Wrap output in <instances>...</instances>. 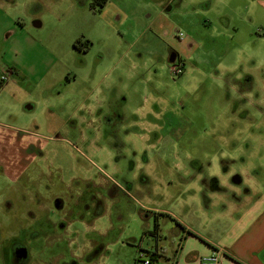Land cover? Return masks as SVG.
Instances as JSON below:
<instances>
[{"label": "rangeland", "instance_id": "rangeland-1", "mask_svg": "<svg viewBox=\"0 0 264 264\" xmlns=\"http://www.w3.org/2000/svg\"><path fill=\"white\" fill-rule=\"evenodd\" d=\"M102 1L0 0L29 67L0 83V264H140L156 248L165 263L176 228L158 216L146 232L148 209L179 214L202 178L264 163L261 6L192 0L165 22L147 0Z\"/></svg>", "mask_w": 264, "mask_h": 264}, {"label": "crops", "instance_id": "crops-1", "mask_svg": "<svg viewBox=\"0 0 264 264\" xmlns=\"http://www.w3.org/2000/svg\"><path fill=\"white\" fill-rule=\"evenodd\" d=\"M9 1L12 2V0ZM188 1L192 2V0H147L146 3L151 5L155 12L154 15L149 14L152 20L162 19L170 22L169 18L174 9L179 5L189 3ZM217 1L227 2L228 0ZM213 2L214 0H201V5L207 10ZM249 2L252 5L261 6L264 10V0H249ZM106 3L107 0L101 4L99 11ZM0 10H2L1 6ZM36 26L39 27L40 23L38 22ZM20 28L24 29L22 24ZM18 38L16 30L9 32L8 30L2 31L0 28V75H7L8 81L13 76L28 73L29 70L28 66H24L21 60L17 59V55L20 54ZM28 43L30 41L26 39L24 44ZM79 44L84 46L81 47ZM91 44V40L83 41L80 38H76L72 43L75 49L84 53L89 52ZM9 52H13L15 57H8ZM166 52L169 56L175 53L182 57L178 49L168 48ZM2 64L4 68H1ZM45 70L47 71L48 68ZM141 110V116L145 117V109ZM142 135L143 133L140 137ZM24 137L22 147L27 149L33 145V141L28 136ZM258 154L256 148L253 155L257 157ZM263 155H259L258 159L262 157L260 159L263 160ZM195 169L198 175H203V168ZM227 170V168L224 169L220 175H207L206 178H202V189L201 187V190L198 189L201 194L205 192L202 195L195 193L181 201L177 200V204L183 206L184 212L179 211V214H174L161 209H148L149 212H153L152 214H156L154 217V222L158 224L156 235L161 231L158 216L168 218L176 228L172 232L174 247L171 255L163 256L165 262L199 264L202 256L219 248L222 251L220 264H264V163L259 165L246 161V165L235 170L236 174L232 177L233 172ZM153 231L154 225L152 230L148 229L146 232L153 233ZM153 251L157 252L160 257L165 254L157 248ZM71 264L78 263L72 261Z\"/></svg>", "mask_w": 264, "mask_h": 264}, {"label": "built area", "instance_id": "built-area-1", "mask_svg": "<svg viewBox=\"0 0 264 264\" xmlns=\"http://www.w3.org/2000/svg\"><path fill=\"white\" fill-rule=\"evenodd\" d=\"M176 72H180V69L177 68ZM8 77L5 74H1L0 75V83H3L5 81H7ZM222 251L217 248V249H213L209 254L204 255L200 258L199 264H220V257L222 255L221 253ZM159 255V254H158ZM147 257L142 259V260H138V262L140 264H172V263H162L159 260V256L156 255H146Z\"/></svg>", "mask_w": 264, "mask_h": 264}, {"label": "trees", "instance_id": "trees-1", "mask_svg": "<svg viewBox=\"0 0 264 264\" xmlns=\"http://www.w3.org/2000/svg\"><path fill=\"white\" fill-rule=\"evenodd\" d=\"M103 2H105V0H103L102 1V3ZM101 3V4H102ZM157 227H158V224L156 223V221L154 222V231H153V235H155L156 234V232H157ZM147 254H149V255H156V256H160V255H158V253L157 252H147Z\"/></svg>", "mask_w": 264, "mask_h": 264}, {"label": "water", "instance_id": "water-1", "mask_svg": "<svg viewBox=\"0 0 264 264\" xmlns=\"http://www.w3.org/2000/svg\"><path fill=\"white\" fill-rule=\"evenodd\" d=\"M174 58H175V55L174 54H172L171 56H170V58H169V61H173L174 60Z\"/></svg>", "mask_w": 264, "mask_h": 264}, {"label": "flooded vegetation", "instance_id": "flooded-vegetation-1", "mask_svg": "<svg viewBox=\"0 0 264 264\" xmlns=\"http://www.w3.org/2000/svg\"><path fill=\"white\" fill-rule=\"evenodd\" d=\"M107 123H109V121Z\"/></svg>", "mask_w": 264, "mask_h": 264}]
</instances>
